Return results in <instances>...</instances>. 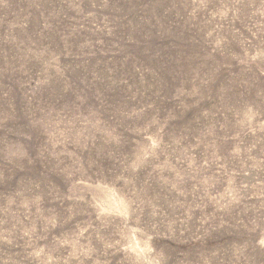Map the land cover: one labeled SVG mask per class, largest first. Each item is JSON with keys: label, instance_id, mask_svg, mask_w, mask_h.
Wrapping results in <instances>:
<instances>
[{"label": "rangeland", "instance_id": "rangeland-1", "mask_svg": "<svg viewBox=\"0 0 264 264\" xmlns=\"http://www.w3.org/2000/svg\"><path fill=\"white\" fill-rule=\"evenodd\" d=\"M0 264H264V0H0Z\"/></svg>", "mask_w": 264, "mask_h": 264}]
</instances>
